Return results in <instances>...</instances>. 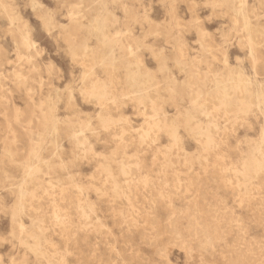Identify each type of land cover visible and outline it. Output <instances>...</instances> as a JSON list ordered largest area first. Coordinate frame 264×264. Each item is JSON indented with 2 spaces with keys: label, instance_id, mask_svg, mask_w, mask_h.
<instances>
[{
  "label": "rangeland",
  "instance_id": "obj_1",
  "mask_svg": "<svg viewBox=\"0 0 264 264\" xmlns=\"http://www.w3.org/2000/svg\"><path fill=\"white\" fill-rule=\"evenodd\" d=\"M233 2L0 0V264H264V109L229 82L264 89V44L256 77ZM220 85L232 111L207 117Z\"/></svg>",
  "mask_w": 264,
  "mask_h": 264
},
{
  "label": "bare ground",
  "instance_id": "obj_2",
  "mask_svg": "<svg viewBox=\"0 0 264 264\" xmlns=\"http://www.w3.org/2000/svg\"><path fill=\"white\" fill-rule=\"evenodd\" d=\"M232 7L235 10L234 13H236V16L242 17L243 19V25L242 27L244 28L246 35H247V43H248V48L250 51V61L252 62V67H253V73L256 77H259V70H258V65H259V56H258V46L261 44H264V32L259 26H254L251 23V20L248 16V12L245 9L246 7V0H234ZM94 27V26H93ZM95 31L97 32V40L98 43L101 46H105L107 44L108 37L104 31H102L99 27L95 26ZM260 38V39H259ZM262 38V39H261ZM24 42L27 45L34 44L31 39H29V36H25ZM82 50V49H81ZM80 51V50H79ZM76 56H81L83 58L82 62L85 67H88L86 64L87 59H92L93 53H91L90 48L85 45L83 47V50L80 53H76ZM248 59V58H247ZM224 61V60H223ZM102 63L107 67L108 74H113L116 72V68L119 66L117 63V59L113 57V52L111 54V58L109 60H103ZM250 65V64H249ZM126 80L127 82L132 86V88H135L137 93L143 92L144 89H142V85L146 84L147 80L146 79H140L138 74L139 70L137 67H134L131 64H128L126 66ZM117 75V74H116ZM111 77V75H109ZM113 77V75H112ZM230 79L229 82L233 83L231 85V90L234 91L235 93L240 94L239 100L244 103L245 109H250L252 106L257 105L261 106L264 109V89L261 85L260 82H257L258 85V90L255 94L250 93V87L252 85V80L249 76H246L243 72L234 70L230 74ZM220 89L222 90V93L217 92L216 95H210L208 99H206L203 104L200 106L201 110L204 112V114L207 117H210L211 114L223 111L224 113H227L231 110V107L229 105V102L231 101L232 94L226 90V86L220 85ZM147 87V86H146ZM101 106H104L105 101H109V98L104 94L100 93L96 95L95 97ZM145 99L149 100L150 102H154L156 100V96L154 94L147 93L146 95H139L138 101L140 103H143ZM105 110V108H104ZM57 128H53V132L57 133ZM54 134V133H53ZM209 136V135H208ZM259 152L262 153V160L264 161V130L262 132L261 136V145L259 147ZM34 163V162H33ZM39 163H37L38 166ZM36 165V164H34ZM46 168H49L48 163H45ZM45 166H43L45 168ZM32 167V166H31ZM36 168V166H34ZM30 168V167H29ZM37 172L42 173L43 169L42 167H37ZM30 170V169H29ZM32 170V168H31ZM11 177V176H10ZM31 179L30 174L28 175L27 180L24 181V184L20 186V196H24L29 190L25 189L28 185L27 182ZM25 200V199H24ZM22 201V199H21ZM25 202V201H24ZM23 203V202H22ZM24 204V203H23ZM54 210V208H53ZM13 222L15 223L16 227L18 230L21 232L24 231V223L19 219L17 214L13 216ZM223 242V241H222ZM178 244V243H177Z\"/></svg>",
  "mask_w": 264,
  "mask_h": 264
}]
</instances>
